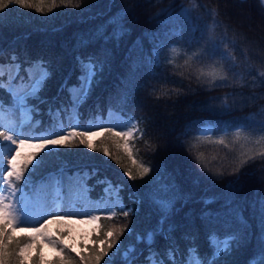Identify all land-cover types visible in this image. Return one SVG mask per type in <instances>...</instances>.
Wrapping results in <instances>:
<instances>
[{"label":"snow or ice","instance_id":"obj_1","mask_svg":"<svg viewBox=\"0 0 264 264\" xmlns=\"http://www.w3.org/2000/svg\"><path fill=\"white\" fill-rule=\"evenodd\" d=\"M144 2L155 6L162 4L164 0ZM260 3L264 5V0H260ZM13 5L34 9L42 14L52 12L58 6L81 7L80 0H59V5L57 0H51L50 3L45 0H0V25H3L7 16L4 9ZM142 6L140 0H128V7L118 11L106 24L77 35L74 61L79 75L76 76V83H69L74 68L60 84L57 96L51 100L42 95L54 75L50 60L43 57L30 60L25 57L24 61H21L19 56L13 53L9 63H0V91L6 92L11 98L7 105L0 98V264H53L45 254L46 248L53 253L55 264H74L71 253L79 257V264H101L114 248L116 251L109 258L108 264H112V259L117 255H122L124 264H134L137 258L135 245L129 244L123 250V246H118L125 233L129 237L135 235L136 243L148 246L146 264H228L226 257L253 240L255 254L249 258L247 264H264V195L257 192L251 201H247V207L251 211L246 217L244 208L236 198L242 188L239 177L229 180L221 195L200 197L199 202L204 205L200 219L206 227L210 226L207 240L212 249L210 256L202 257L195 244V235H182L184 240L189 241V246L183 253L173 236L179 227H183L178 225L173 217L193 201V194L183 191L170 173L167 174L169 182L159 183L162 171L159 165L155 167L153 175L158 187L148 194L151 205L158 212V220L154 228L142 235L136 232L134 225L130 227L127 223L108 228L101 235L102 219L113 221L123 217L128 220L139 212L138 207L125 205L121 195L124 190L122 183H113L108 177L97 179L96 184L104 187L102 195L98 199H92L89 193L93 191V187L88 185V181L96 177L99 170L96 167H92L91 171L87 168L80 171L77 168L68 175L69 169L76 166L69 164L63 157L77 154L62 149L80 147L87 149L88 155L99 152L109 160L115 161L124 168L123 175L129 180H143L154 172L153 166L136 159V141L143 139L145 129L140 126L141 120L127 112V105L136 91L148 88L151 89L149 95L158 92L159 89L152 81L159 83L165 78L169 67H180L176 64L178 57L184 58L183 67L186 69L190 70L196 65V80L207 84L208 91L232 86L244 88L245 72L253 81L256 76L264 78V70L257 71L255 76L252 75L253 65L243 49L241 54L244 62H238L235 53L237 39L235 35L228 36L226 26L223 33L217 32L221 24L215 18V11L209 13L213 17L211 23L200 27L199 24L193 23V12L196 11L197 5L193 4L190 8L182 6L176 14L168 8H162L155 16L167 14L166 18L160 21L163 33H144L153 45L151 54L139 55L144 52L143 43L139 38L129 49L126 58L131 59L130 72L127 79L121 81L124 88L116 105L110 103L106 113H101L97 105L96 112L93 113L89 109V117L82 120L81 108L91 98L95 87L101 83L105 68L110 67L111 51L102 47L99 54L83 55L81 50L87 49L97 41L107 44L115 39L119 42L131 31L126 27L127 17ZM88 19L93 17L89 16L80 22L86 23ZM201 19L200 16L196 17L197 21ZM184 24L188 25L191 33L187 44L200 45L191 52L176 43L166 44V41L173 37L184 40ZM108 25L113 26L110 34L107 33ZM197 31L200 33L198 37L195 36ZM165 47L169 54L162 58ZM133 52H137L135 58H132ZM4 55V50L0 49V57ZM241 68L244 71H240ZM144 76L150 79L140 83ZM261 85H264V81H261ZM65 92L67 99L60 100L59 97ZM230 100L232 103H229ZM214 101L219 103L214 105ZM39 105H47L48 123L43 128L42 121L35 118L41 114ZM239 107L236 97L227 94L213 97L202 110L223 116L231 114ZM180 136L185 138L180 140L181 145H186V151L199 172L204 174L195 175L191 168L188 169L193 187H199L202 179H222L228 167L230 171H227V174L235 175L250 162L264 160V108H261L259 113H253L239 121L193 120L185 125ZM108 142L115 147V154L110 150ZM209 145L219 146L227 150V153H232L235 146L239 145V152L231 160L227 155L220 157L218 154L209 158L200 150ZM125 156L132 167H126L122 163ZM52 164L56 165L53 171L46 173L39 181L34 180L45 166ZM129 199L135 204L142 202L135 194H130ZM218 200L223 201L220 209L209 210L207 206ZM186 219L191 222L190 213L186 214ZM76 225L90 226L86 232L81 233L82 239L79 243L84 244L81 250H78L77 242H74L73 231ZM93 235L95 240L91 239ZM158 236L170 242L164 257L153 247ZM89 244L92 245L91 248L88 247ZM85 252L88 254L84 255Z\"/></svg>","mask_w":264,"mask_h":264},{"label":"trees","instance_id":"obj_2","mask_svg":"<svg viewBox=\"0 0 264 264\" xmlns=\"http://www.w3.org/2000/svg\"><path fill=\"white\" fill-rule=\"evenodd\" d=\"M45 2L50 3L51 0H45ZM140 2L143 6L136 8L126 20V27L131 30L130 34L123 36L119 42L115 39L110 40L107 44H104L103 41H97L87 49L81 50L83 55L89 53L99 54L102 47L111 51L109 58L110 67L105 68L101 83L95 87L91 98L81 108L82 120H87L89 117V109L95 113L97 105H99L101 113H106L110 103L113 106L116 105L120 92L124 88L121 81L127 79L130 72L131 59L126 58L128 57L129 49L132 48L139 38L143 43L144 49V52L139 53V55L151 54L153 45L144 33H163L164 29H162L160 21L164 20L167 14L160 17L155 16L156 12L162 8H168L173 14H176L182 6L190 8L195 4L198 7L193 12V23L199 24L200 27H203L205 23H211L213 17L209 13L215 11L217 13L215 18L221 24L217 32L223 33L226 26L228 36L233 37L235 35L237 39L235 53L238 62L242 64L244 62L241 54V49H243L253 65L252 75L255 76L257 71L264 70V5H261L260 0H164L162 4L155 6L145 3L144 0H140ZM80 3V8L58 6L52 12H46V14L36 12L34 9L20 8L16 5L4 9V13L7 16L3 25H0V49L4 50L5 55L0 57V63H9L10 56L13 53L17 54L21 61H24L25 57L30 60H36L40 57L50 60L54 75L48 81L46 89L42 93L49 100L57 96L60 84L69 71L75 68L74 56L76 51L74 45L76 44L77 35L86 33L90 29L95 30L97 26L106 24L118 11L128 7V0H80ZM57 4L59 5V0H57ZM85 9H90V11L86 12L84 11ZM81 13L83 14L82 16L80 15ZM89 16L93 17V19H88L86 23L80 22ZM197 16L202 17V19L197 21ZM259 22L261 26L257 25ZM183 29L184 40H178L173 37L171 40L166 41V44L176 43L186 48L189 52L194 51L200 45L195 43L188 45L187 40L191 33L187 24L183 25ZM112 30L113 26L108 25L107 33L110 34ZM199 35V31H197L195 36L198 37ZM168 54V49L165 47L162 58L167 57ZM136 55L137 52H133L132 58H135ZM176 64L180 67L176 69L169 67L165 73V78L161 82L152 81L153 85L159 89L158 92L149 95L151 89L148 88L136 91L127 105V112L141 120L140 126L145 129L143 139L136 141L134 154H136L137 160L153 166V173H150L143 180H129L123 175L124 168L116 164L115 161L109 160L99 152H93L88 155L87 149L83 147L62 149V151L77 154L68 155L63 157V159H66L69 164L76 166L69 169L68 175H71L77 168L80 171L85 170V168L91 171L92 167H96L99 170L98 175L88 181V185L93 187V191L89 193L92 199H98L102 195L104 187L103 185H97L96 180L108 177L113 183H122L124 185L121 195L124 197L125 205L139 208L138 214L130 216L128 220H124L123 217H118L113 221L102 219L103 230L101 235L108 228L121 226L125 223L130 227L134 225L136 232L141 235L155 227L158 220V212L151 205L148 194L158 187V182L153 180V175L155 167L159 165L162 169L159 183L169 182L167 174L170 173L183 191L193 194V201L181 208L180 212L173 217L178 225H183V227H179L173 233L176 243L183 253L189 246V241L184 240L182 235L184 233L193 234L197 237L195 244L199 248L200 255L207 257L212 252L207 240L210 226L206 227L200 219L201 211L204 209L203 203L199 202L200 197L221 195L224 185L229 180H236L239 177V183L242 188L236 194V198L237 202L244 208V215L247 217L251 211L247 207V201H251L257 192L264 195V160L258 159L255 163L250 162L249 165L242 168L235 175L227 174V171H230V167H228L222 179L215 181L202 179L199 187H193L188 169L191 168L195 175L203 176L204 174L199 172L190 154L186 151V145H181L180 140L185 138L181 137L180 134L183 132L185 125L193 120L239 121L253 113H259L261 108H264V85H261V81H264V78L256 76V80L253 81L251 76H248L245 72L246 86L244 88L232 86L214 88L212 91H208L206 90L208 88L207 84H202L196 80V65H193L190 70L184 68V58L182 56L177 58ZM240 71H244V69L241 68ZM77 75H79V70L75 68L69 81L70 84L76 83ZM149 79V77L144 76L139 82L143 83ZM252 84L257 86H248ZM165 92L172 94L163 95ZM177 92L180 94H175ZM227 94H233L240 105L231 114L218 116L212 112L202 110L203 106L212 100L213 97H222ZM158 96L159 99H157ZM252 97L260 98L252 99ZM0 98L3 99L6 105L11 102V98L6 92L0 91ZM59 99L66 100L67 93H63ZM218 103L219 101L213 102L214 105ZM229 103H232V101L230 100ZM39 107L41 114L35 118L42 121L41 127L43 128L48 123V116L46 115L47 105H39ZM39 130L37 129V131ZM193 132H195V129H193ZM108 143L110 150L115 154V147L111 145V142ZM200 150L204 151L209 158L218 154L220 157L227 155L228 159L231 160L238 154L239 145L235 146L232 153H227V150L219 146L211 145L204 146ZM122 163L126 167H132L126 156L123 157ZM55 167V164L45 166L40 175L34 177V180L39 181L46 173L53 171ZM133 171H135L134 168ZM27 175L28 173H26ZM213 184L214 186H212ZM130 194H135L142 202L139 204L133 203L129 199ZM222 203L223 201L218 200L207 207L209 210L215 211L220 209ZM177 207H180L179 203ZM189 213L191 222L186 219V214ZM81 239L80 233L78 240L80 250L84 248V244L79 243ZM91 239L95 240L96 237L93 235ZM129 244L135 245L137 249V258L134 264H146L145 257L149 252L148 246L144 243H136L135 235L129 237L125 233L120 238L118 246H123V250ZM169 244V241L158 236L153 247L160 253L161 257H164ZM91 246V244L88 245L89 248ZM115 251L116 249L114 248L109 253V257H105L101 261V264H108L109 258L112 257ZM45 254L55 264L51 250L46 248ZM87 254V252L84 253V255ZM254 254L255 240L246 246H242L239 250H235L231 256L225 259H227L228 264H247L249 258ZM71 255L74 257V264H79V257H76L75 253H71ZM33 260H35V256H33ZM112 264H124L122 255L115 256L112 259Z\"/></svg>","mask_w":264,"mask_h":264},{"label":"rangeland","instance_id":"obj_3","mask_svg":"<svg viewBox=\"0 0 264 264\" xmlns=\"http://www.w3.org/2000/svg\"><path fill=\"white\" fill-rule=\"evenodd\" d=\"M258 26H261V23H257ZM79 218V217H77ZM90 226H84V225H76L74 226V231H73V236L75 238L74 242H77V248L78 250H80V246L78 244V240H79V234L86 232L89 229Z\"/></svg>","mask_w":264,"mask_h":264}]
</instances>
